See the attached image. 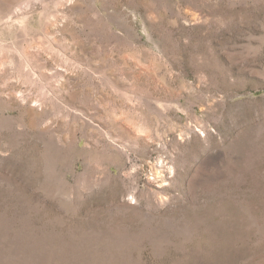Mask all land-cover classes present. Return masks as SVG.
<instances>
[{
    "label": "rangeland",
    "instance_id": "374dc122",
    "mask_svg": "<svg viewBox=\"0 0 264 264\" xmlns=\"http://www.w3.org/2000/svg\"><path fill=\"white\" fill-rule=\"evenodd\" d=\"M0 264H264V0H0Z\"/></svg>",
    "mask_w": 264,
    "mask_h": 264
}]
</instances>
